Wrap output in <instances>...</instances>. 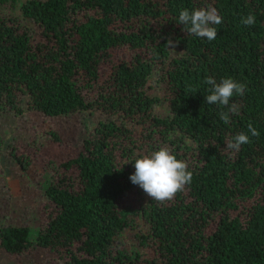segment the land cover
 <instances>
[{"label":"trees","instance_id":"1","mask_svg":"<svg viewBox=\"0 0 264 264\" xmlns=\"http://www.w3.org/2000/svg\"><path fill=\"white\" fill-rule=\"evenodd\" d=\"M209 6L223 18L212 41L178 21L182 9ZM4 8L0 118H100L75 132V154L55 175L40 177L30 210L0 212L1 249H41V264H264V0H0ZM249 14L255 23L244 25ZM209 77L246 85L228 124L227 109L206 102ZM35 123L23 126L28 146ZM240 132L251 143L226 149ZM44 134L74 139L58 126ZM18 144L0 131V157L26 175ZM164 146L193 179L161 203L129 177L136 159Z\"/></svg>","mask_w":264,"mask_h":264},{"label":"rangeland","instance_id":"2","mask_svg":"<svg viewBox=\"0 0 264 264\" xmlns=\"http://www.w3.org/2000/svg\"><path fill=\"white\" fill-rule=\"evenodd\" d=\"M10 11L4 8L0 12L7 14ZM25 22L30 29H33L30 21ZM99 118L100 116L97 114L83 112L60 118H44L38 115L35 119L34 114L28 111H25L24 116L20 118L12 114L0 118V131L7 143L14 146L19 142L22 143L18 144L22 147L20 152L29 160L25 175L20 172L10 156L3 154L0 157L2 165L0 212L7 211L11 215L17 216L19 211L24 208L23 205L27 210H30L34 205L38 192H40L41 185L38 183L40 177L43 176L42 184L44 185V180L48 174L53 172V175H55L57 164L75 154V132L81 130L83 123L87 122L89 125H93ZM30 119L36 122L38 143L28 146L29 139L24 133L23 126L29 124ZM55 126L62 127L64 131H67L68 140H72L73 137L74 139L66 144H55L54 141L49 140L44 134L45 130H55ZM8 216L5 215L2 221H6ZM47 256V252L37 248H34L30 255L22 256H14L0 248V264H41L47 262Z\"/></svg>","mask_w":264,"mask_h":264},{"label":"clouds","instance_id":"3","mask_svg":"<svg viewBox=\"0 0 264 264\" xmlns=\"http://www.w3.org/2000/svg\"><path fill=\"white\" fill-rule=\"evenodd\" d=\"M178 21L184 25V29L189 34L212 41L217 37V29L212 25L221 24L223 18L215 7L209 6L191 11L187 8L182 9L179 12ZM242 23L248 26L254 24L255 16L249 14L242 19ZM166 46L175 48V42L169 39ZM204 83L211 86V94L205 96L206 102L226 108V111L220 113V119L228 124L230 114H240V106L236 103L230 104V100L234 95L243 96L246 85L230 77L222 79L219 83L209 77ZM248 132L251 136H259V132L251 123L248 124ZM250 143L249 135L240 132L227 142L226 149L239 151L242 145ZM134 167L135 172L130 175V181L142 188L151 199L161 203L170 201L177 193L183 192L185 186L193 179V173L189 170L187 162L177 159L172 150L166 146L136 159Z\"/></svg>","mask_w":264,"mask_h":264}]
</instances>
